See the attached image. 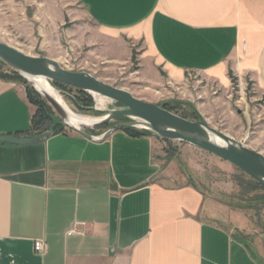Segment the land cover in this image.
I'll return each instance as SVG.
<instances>
[{
    "label": "crops",
    "instance_id": "0c3cea01",
    "mask_svg": "<svg viewBox=\"0 0 264 264\" xmlns=\"http://www.w3.org/2000/svg\"><path fill=\"white\" fill-rule=\"evenodd\" d=\"M78 1L103 41L140 45L156 76L228 87L231 72L264 95V0ZM35 113L25 85L0 78V135L27 137ZM157 145L123 130L0 144V264H264V233L234 236L202 219L196 187L158 181Z\"/></svg>",
    "mask_w": 264,
    "mask_h": 264
},
{
    "label": "rangeland",
    "instance_id": "374dc122",
    "mask_svg": "<svg viewBox=\"0 0 264 264\" xmlns=\"http://www.w3.org/2000/svg\"><path fill=\"white\" fill-rule=\"evenodd\" d=\"M0 42L27 55L57 60L69 71L88 72L142 101L170 107L172 113L185 115L190 121H205L211 128L264 155V95L252 81H241L230 72V85L222 87L192 73L184 83L172 84L163 74L160 78L147 68L140 45L103 41L78 0H0ZM0 69L11 72L4 65ZM50 84L74 114L105 117L98 111L94 97L90 96L93 105L88 106L78 90ZM105 106L101 110L119 107L110 101ZM127 121L130 120L82 130L98 138ZM65 133L76 132L65 127ZM156 138L154 160L162 173L158 181L170 182L166 178L170 174L176 178V184L196 187L205 197L202 219L234 236L248 241L264 233L263 187L212 154Z\"/></svg>",
    "mask_w": 264,
    "mask_h": 264
},
{
    "label": "water",
    "instance_id": "95a60500",
    "mask_svg": "<svg viewBox=\"0 0 264 264\" xmlns=\"http://www.w3.org/2000/svg\"><path fill=\"white\" fill-rule=\"evenodd\" d=\"M0 62L21 76L40 94L61 119L63 126L92 141H104L113 133L127 129H145L160 139L190 145L229 163L252 181L264 188V155L249 149L228 135L211 128L205 121H190L163 107L142 101L132 93L107 84L88 72H73L65 69L57 60L48 57L27 55L0 42ZM45 79L53 84L64 85L92 97H100L119 105L103 111L105 117L88 128H100L121 119L103 136L95 138L69 125V114L52 96L42 94L36 87L35 79ZM87 127V126H83ZM54 135L47 132L36 137H15L0 135V144L30 146L40 144Z\"/></svg>",
    "mask_w": 264,
    "mask_h": 264
},
{
    "label": "trees",
    "instance_id": "16d2710c",
    "mask_svg": "<svg viewBox=\"0 0 264 264\" xmlns=\"http://www.w3.org/2000/svg\"><path fill=\"white\" fill-rule=\"evenodd\" d=\"M0 65H4V64L0 62ZM0 78L7 80H16L23 83L26 87L28 100L36 108V113L32 119V126L30 130L25 134L27 137H36L47 132H52L54 136L65 133V126L62 125L61 120L58 119L57 116L54 114L53 109L37 92H35L33 88L28 86L26 80H24L21 76H19L13 71L8 73V72H3L1 69H0ZM55 86L70 88L60 84H55ZM78 93L85 96L86 100L84 101L87 103V105L89 104L88 106L93 105L92 98L90 97V95L80 91H78ZM163 108L170 112H173V109H171L170 107L165 106ZM181 117L189 120V118L185 115H181ZM123 131L127 132L133 137L149 135L148 132H142L132 128H127L124 129Z\"/></svg>",
    "mask_w": 264,
    "mask_h": 264
},
{
    "label": "bare ground",
    "instance_id": "6f19581e",
    "mask_svg": "<svg viewBox=\"0 0 264 264\" xmlns=\"http://www.w3.org/2000/svg\"><path fill=\"white\" fill-rule=\"evenodd\" d=\"M36 87L38 88V90L44 94V95H50L52 96L54 99H56L68 112L69 114V120L68 123L70 126L74 127V128H81L83 126H87L90 127L93 124L99 122L101 120V118H88V117H82V116H78L76 114H74L69 108L68 106L65 104V102L63 101L59 91H57L51 84L50 82H48L45 79H35V83ZM95 101L97 103V106L99 107V110L103 109L105 104L107 103L108 100H105L103 98L97 97L95 96ZM106 107V106H105Z\"/></svg>",
    "mask_w": 264,
    "mask_h": 264
},
{
    "label": "built area",
    "instance_id": "2783aa9c",
    "mask_svg": "<svg viewBox=\"0 0 264 264\" xmlns=\"http://www.w3.org/2000/svg\"><path fill=\"white\" fill-rule=\"evenodd\" d=\"M73 232H76V231H73ZM72 232V233H73ZM35 252L38 253V254H41L43 255L45 252H46V245L43 241H37L35 242Z\"/></svg>",
    "mask_w": 264,
    "mask_h": 264
}]
</instances>
